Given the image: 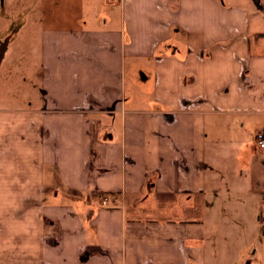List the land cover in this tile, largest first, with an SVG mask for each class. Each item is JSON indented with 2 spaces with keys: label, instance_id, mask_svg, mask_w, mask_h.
Returning <instances> with one entry per match:
<instances>
[{
  "label": "crops",
  "instance_id": "crops-1",
  "mask_svg": "<svg viewBox=\"0 0 264 264\" xmlns=\"http://www.w3.org/2000/svg\"><path fill=\"white\" fill-rule=\"evenodd\" d=\"M37 2L0 40V264H264V0Z\"/></svg>",
  "mask_w": 264,
  "mask_h": 264
},
{
  "label": "rangeland",
  "instance_id": "rangeland-1",
  "mask_svg": "<svg viewBox=\"0 0 264 264\" xmlns=\"http://www.w3.org/2000/svg\"><path fill=\"white\" fill-rule=\"evenodd\" d=\"M37 1L38 0H0V40L6 41L4 32L20 21L21 18L33 22L36 17L40 16V5L37 6ZM23 32L16 35L13 49L1 67L0 99L5 97H20L21 90L25 89V87L21 85V81L24 80V72L21 68L29 64L27 60L28 54L24 52L29 44L28 39L24 38ZM32 42L33 39L31 40V43ZM32 46H34V44H32ZM28 78L27 76L26 79ZM223 227V222H220L211 224V229H209L211 234H214V230L218 232L217 236L214 235V238L217 237L218 239L219 237V243H221L222 246L225 244L227 234L223 230Z\"/></svg>",
  "mask_w": 264,
  "mask_h": 264
},
{
  "label": "built area",
  "instance_id": "built-area-1",
  "mask_svg": "<svg viewBox=\"0 0 264 264\" xmlns=\"http://www.w3.org/2000/svg\"><path fill=\"white\" fill-rule=\"evenodd\" d=\"M256 141H257L259 148L264 150V132H260L257 134ZM109 202H111L112 204H116L117 200L115 198L113 200H109L108 198H105L103 200L104 205H107Z\"/></svg>",
  "mask_w": 264,
  "mask_h": 264
}]
</instances>
